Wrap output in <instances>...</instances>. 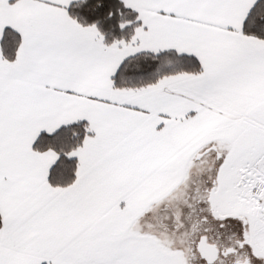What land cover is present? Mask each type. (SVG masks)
Instances as JSON below:
<instances>
[{
  "label": "snow or ice",
  "instance_id": "obj_1",
  "mask_svg": "<svg viewBox=\"0 0 264 264\" xmlns=\"http://www.w3.org/2000/svg\"><path fill=\"white\" fill-rule=\"evenodd\" d=\"M0 264H264V0H0Z\"/></svg>",
  "mask_w": 264,
  "mask_h": 264
}]
</instances>
